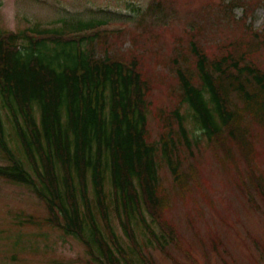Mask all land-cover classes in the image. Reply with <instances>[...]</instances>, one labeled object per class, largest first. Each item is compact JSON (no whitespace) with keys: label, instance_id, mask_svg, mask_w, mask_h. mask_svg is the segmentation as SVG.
<instances>
[{"label":"trees","instance_id":"16d2710c","mask_svg":"<svg viewBox=\"0 0 264 264\" xmlns=\"http://www.w3.org/2000/svg\"><path fill=\"white\" fill-rule=\"evenodd\" d=\"M230 1L227 5L233 7ZM260 1L254 0V6ZM118 21L66 17L55 28L0 30V151L8 162L0 165V178L29 186L45 205L47 222L78 239L97 264H134L114 233L110 204L144 264L155 263L141 254L133 221L172 264H181L160 241L180 248L176 225L167 217L172 197L158 175L162 164L173 187L185 195L186 176L192 178L196 171L190 166L188 173L182 171L187 160L179 153L181 146L193 155V147L204 140L223 154L219 162L229 166L233 179L239 177L236 187L246 200H253L254 193L264 195V173L253 162L256 151L250 137L254 128L264 135V30L244 23L243 35L212 42L204 19L203 26L184 28L185 38H175L164 64L156 54L154 72L148 76L144 52L155 37L145 38L150 30L143 29L130 35L131 50L113 49L109 43L121 38L122 31L108 26ZM187 37L188 44H183ZM159 65L169 68L176 85L166 89L173 105L157 111L167 130L156 140L151 138L153 105L147 96L169 77ZM1 110L7 112L39 185L8 146ZM150 224L160 230L159 236ZM216 241L211 238V246H217Z\"/></svg>","mask_w":264,"mask_h":264},{"label":"rangeland","instance_id":"374dc122","mask_svg":"<svg viewBox=\"0 0 264 264\" xmlns=\"http://www.w3.org/2000/svg\"><path fill=\"white\" fill-rule=\"evenodd\" d=\"M242 1L250 5L244 6ZM233 2L234 6L230 7L227 5L230 0H0V30L17 31L35 25L55 28L66 17L84 21L90 18L119 19L122 21L108 26L122 31L121 38L109 43L113 49L122 52L131 50L130 35L137 36L143 29L150 30L145 33V38L155 37V43L146 44L144 52L147 59L144 70L150 76L154 72L156 54L164 64L171 47L176 44L175 38H185L184 28L195 24L203 26L204 19L209 25L204 26L209 28L206 34L212 42L243 35L244 23L251 24L253 30L261 33L264 30V1L257 3L256 7L254 0ZM223 12L226 13L224 19ZM220 17L223 22L216 27V18ZM195 38L200 39L201 35L197 34ZM188 41L187 37L183 44H188ZM140 42L144 39L141 38ZM98 48L101 49V46ZM141 51L138 49V52ZM261 58L264 63V51H261ZM157 69L169 77L162 88L152 90L147 96L153 105L149 116L151 138L156 140L162 131L167 130L162 126L157 111L173 105L166 89L170 84L176 85L168 67L159 65ZM1 118L8 146L39 185L20 143L16 141L5 110H1ZM187 126L190 127L188 122ZM250 137L256 151L253 162L264 173V135H259L254 128L250 130ZM179 153L187 160L181 164L182 171L188 173L190 166L196 173L192 178L186 176L188 190L181 196L173 187L166 167L162 164L159 167L161 185L172 197L167 217L176 225L180 248H174L162 239L161 244L181 264H264V195L254 193L253 200H246L236 187L239 177L237 179L232 173L233 179L227 172L229 166L220 164L223 154L216 152L204 140L193 147V155L186 152L183 146ZM7 163L0 151V165ZM239 169L246 182L247 169L243 161ZM107 204L110 202L107 201ZM109 216L127 257L134 264H144L120 228L112 204L109 205ZM146 218L150 223L148 216ZM48 220L45 205L29 186L0 178V264H97L78 239L65 235ZM95 221L107 237L98 216ZM150 225L159 236L160 230ZM133 230L141 254L151 257L155 264H172L136 221H133ZM85 234L89 238L87 230ZM211 238L215 239V244L218 239L217 246H211ZM216 249L221 257L216 254ZM93 250L96 252L94 245ZM122 264L125 263L122 261Z\"/></svg>","mask_w":264,"mask_h":264}]
</instances>
